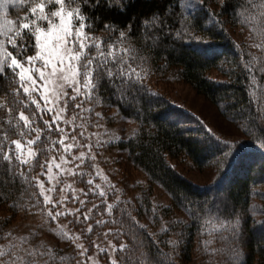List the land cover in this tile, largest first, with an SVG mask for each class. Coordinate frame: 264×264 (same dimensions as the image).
I'll return each mask as SVG.
<instances>
[{
	"label": "trees",
	"instance_id": "trees-1",
	"mask_svg": "<svg viewBox=\"0 0 264 264\" xmlns=\"http://www.w3.org/2000/svg\"><path fill=\"white\" fill-rule=\"evenodd\" d=\"M181 2L127 0L123 11L119 6L108 7L105 0L95 8L81 5L86 23H92L95 35L103 39L115 36L103 30L105 22L119 28L131 25L126 34L145 69L143 88L147 91H131L128 101L124 102L103 83L98 93L100 102L93 103L92 109L93 112L100 109L101 114V111H115L114 116L102 114L106 125L121 116L138 126L128 140L112 143L106 140L102 147L119 153L112 162L123 174V182L135 170L142 171L148 179L147 184H138L141 192L138 197L133 193L135 185L128 184L115 193L106 187L107 202H120L111 217L105 211L103 198L89 193L90 201L99 205V212L103 214L95 210L91 213L87 224L92 225L93 233L85 235L81 231V243L90 255L92 241L104 237L103 233L109 229L112 233L119 229L126 234L107 238L117 246L121 242L132 245L135 240L133 264H189L194 254L202 258V264H229L233 245L243 252L238 256L240 264H256L264 261V220L258 222L252 212L256 200L264 202V148L260 147L264 141V82L261 80L264 52L255 44L264 37L252 31L253 23L246 18L254 17L253 22L258 24L264 0H201L200 9L193 14L187 13ZM154 14L159 19L151 23ZM146 18L150 21L148 26L142 23ZM253 57L255 62L249 71L245 65ZM172 82L191 86L217 105L223 116L241 128L246 145L234 144L206 129L200 119L156 88V85L168 88L166 85ZM45 119L51 117L46 114ZM94 129L95 124L91 130ZM53 138L58 139L59 134L54 132ZM62 152L54 151L52 155ZM178 163L194 170L211 167L215 171L214 181L206 186L197 185L181 173ZM36 171L39 173L41 169ZM155 185L169 195L168 205H154ZM38 191L23 181L0 190V243L1 236L18 221L37 214L45 218L46 212H41V206L36 204L34 194ZM128 211L138 224L129 219ZM112 219L124 221L123 227L95 223ZM47 223L56 227L49 218ZM81 226L85 227L83 223ZM259 228L261 233L257 232ZM130 232L135 235H128ZM52 250L55 260L50 264H77L85 259L78 255L79 250L73 244ZM113 253L119 259L121 253ZM104 255L109 264L107 253ZM124 255L127 258L128 253ZM61 256L65 259L61 260Z\"/></svg>",
	"mask_w": 264,
	"mask_h": 264
},
{
	"label": "snow or ice",
	"instance_id": "snow-or-ice-1",
	"mask_svg": "<svg viewBox=\"0 0 264 264\" xmlns=\"http://www.w3.org/2000/svg\"><path fill=\"white\" fill-rule=\"evenodd\" d=\"M101 0H0V190L5 186L23 181L29 187L38 188L34 195L36 204L40 205V211L46 212L52 221H58L60 217L72 215L76 223H83L81 229L85 235L93 233L92 225L87 224L91 219V213L95 210L98 214L100 206L85 201L75 196L80 207L74 211L65 206L67 197H59L53 201L48 193L55 191V185L45 188V181L40 180V176H46L47 182L51 183L57 178L53 169L59 170V174L67 173L72 176H79L87 185L88 192L80 191L84 196L91 193L93 196L103 198L105 211L111 217L113 209L117 204L108 203V191L96 183V178L105 182L106 187L115 192H119L116 186L109 181V177L103 173L99 165L93 163L97 157L92 153L91 143L80 144L76 136H72L73 143H65L69 138V133L61 127V123L72 124V131L77 125L74 121L80 113H88L89 116L101 117V114L93 113V109L84 107L85 102L99 103L98 95L101 85L107 83L113 89L118 100L127 102L131 91H147L143 88V81L146 78L145 69L141 66L137 50L129 43V36L126 30L131 25L119 28L114 23L105 22L104 31L115 33L110 39H103L95 35L92 23H86V17L82 13L81 5L92 8L99 7ZM108 7L119 6L120 10H125L127 0H105ZM28 5L30 12L22 18L10 19L9 5ZM264 9V3L260 5ZM159 19L158 15H153L151 23ZM248 22L253 23L252 31L258 37H264V11L260 13L258 24L253 22L254 17H247ZM144 26L150 24L149 19H145ZM261 52H264V39L255 44ZM255 62V57L245 65L251 71L250 65ZM264 71V63L261 64ZM264 82V77L261 78ZM71 90V92L68 91ZM79 102H77V99ZM75 113L70 119L65 120V114L69 103ZM79 109V112L76 110ZM51 119H45V115ZM81 119H88V116H80ZM78 127H84L83 124ZM58 133L59 138H53V133ZM79 136L83 137L81 131ZM59 145V148H57ZM100 146L97 140L95 145ZM260 147L264 148V141ZM86 148L87 152L80 151L73 155L74 149ZM63 151L65 155H52L55 151ZM71 157L69 160L67 157ZM79 161V163H74ZM87 161L88 166L94 170L92 172H77ZM69 163H74L73 168L63 167ZM37 169H41L37 173ZM71 189V185L64 182L65 189ZM75 193V189H71ZM86 203H92V208L81 211ZM48 205H52L51 208ZM63 207L61 211L57 206ZM120 211L124 213V209ZM79 213L80 215H76ZM126 215L136 224V217L128 211ZM81 216L83 220H81ZM72 223V221H69ZM96 225L105 226L117 224L122 228L124 221L112 219L109 221L96 220ZM131 227V226H130ZM143 228V225H139ZM224 227V225H222ZM66 226H59L57 234L59 237L71 242L79 250L78 255L85 257L77 264H99L89 249L83 243L77 244L81 240L80 234H70ZM167 231V228H162ZM126 233L119 229L112 233L111 229L104 232L105 239L109 235L119 238ZM134 236V232L127 233ZM11 237V233L8 234ZM22 244L28 243L23 240ZM92 246L99 253H107L109 264H133L131 254L136 250L133 244L121 242L119 246L108 241L109 248L101 247L92 241ZM175 243V242H172ZM16 245L12 244L6 249L0 248V261L6 264H50L55 260L53 250L43 245L35 248L23 249L16 254ZM113 252L121 253L119 259L113 258ZM128 253L127 258L125 253ZM26 257V259H25ZM61 260L65 257L61 256Z\"/></svg>",
	"mask_w": 264,
	"mask_h": 264
},
{
	"label": "rangeland",
	"instance_id": "rangeland-1",
	"mask_svg": "<svg viewBox=\"0 0 264 264\" xmlns=\"http://www.w3.org/2000/svg\"><path fill=\"white\" fill-rule=\"evenodd\" d=\"M181 3L186 12L190 14L197 12L201 6V0H182ZM25 15L30 16L27 4L17 6L9 5L8 18L17 19L18 17L22 18ZM232 32L237 34L234 29L232 30ZM163 86L156 85V88L166 94L175 104L182 106L188 112H191L193 115H195L197 119H200L201 123H203L206 129L229 139L234 144L246 145L245 136L241 128L235 123L231 122L227 117L223 116L221 113V109L217 105L211 103L206 97L199 94L191 86L173 82L166 85L168 88H166L165 86L164 88H162ZM68 91L71 92L70 89H68ZM79 99L80 98L77 99V102H79ZM94 105L95 104L93 103L85 102L84 107L92 109L93 107H95ZM68 110L70 112H68ZM68 110L65 114V120L70 119L71 116L75 114L73 112L71 102L68 105ZM98 110L99 111H94L93 113H100V109ZM76 112H79V109H77ZM101 112H103L102 114L106 116H108L107 114L113 116L115 115L114 110ZM102 114L101 117H89L88 113H80V116H88L89 118L81 119L80 116H78L77 120L74 121V124L77 125L75 131H72V124L61 123V127H64L65 131L69 133L70 136L68 140H66V143H73L71 139L72 136H76L80 144L91 143L93 145L92 153H95L97 157V159L93 163L99 165V168L103 169V173L109 177V181L114 184L117 189H122L123 186H128V184L130 186L135 185L133 193L136 195V197H138L141 193L138 188V184H147L145 182L146 180H148L147 176L142 171L135 170L132 172L131 178L127 177L126 181L123 182V174L118 172V169H116V167L114 166V161L112 162V159H116L119 153L112 148H107L108 150H105L103 148L104 146L102 147L103 142H106V140L111 141V143L118 140H128L136 133L138 126L130 121H127L121 116L115 117V122L113 124L106 125V123L102 121L104 120ZM81 124L84 125L83 129L78 127V125ZM94 124L95 129L91 130L92 125ZM81 131L84 132L83 137L79 136V133ZM97 140L100 141L99 147L95 146ZM80 151L87 152V149H74L73 155L78 154ZM60 155H65V153L62 152L61 154H59L57 156V159H59ZM67 158L71 160L70 156ZM74 163H79V161H75ZM74 163H69L67 165H64L63 167L73 168ZM107 165H109L108 169ZM177 168L181 171L182 174H184L195 184L200 186L211 184L215 178V171L211 167L204 168L202 170H194L190 166L178 163ZM76 171L92 172L94 174V170L88 166L87 161L84 165L81 166V168L76 169ZM53 172L54 174H56L57 178L54 179L51 183L47 182L46 176H42V179H40L42 181H45L46 189L51 188L52 185H55V191L48 193L52 196L53 201H56L59 197H67V201L64 207L73 211L76 208L80 207L79 201L74 199L75 196H78L80 197V199H83L85 201H90L89 194L88 196H84L80 191L81 189H83L84 192H88L89 186H87L79 176H72L68 175L67 173L61 175L59 174V170L55 168L53 169ZM65 181L67 182V184L71 185V189L76 190L75 193H73L71 189L67 188L64 191H61V188L64 187ZM95 182L100 184L102 188L106 189L105 182H103L100 178H96ZM262 192H264V188ZM152 200L154 205L157 207L168 205L171 201L169 195L166 194L158 185H155ZM254 205L255 208L252 209L253 216L258 222H261L264 220V211L262 208L264 207V202L256 200L254 202ZM48 207L51 208L52 205H48ZM57 207L60 208L61 211L64 210V208L60 207L59 205ZM84 208H92V203H86ZM42 215L43 214H37L36 216L27 217L10 226L8 233L4 234V237L1 236L3 241L0 243V248L6 249L10 245L15 244L17 246L15 250L16 254H19L22 248L30 249L35 248L39 245H43L46 248L50 247L52 249L54 247H65L66 244H72L71 242L58 236L57 231L59 229V226H66L65 230H67L70 234L82 235L81 229L84 228V226H81L82 223H76L74 216L69 215L66 217H60L58 218V220L62 221H53L55 222L56 227H51L47 223L49 218L47 214H44L45 218H43ZM76 215L80 214L77 213ZM69 221H72V223H69ZM257 232L261 233L262 228H259ZM9 233H11V237L8 236ZM23 240H27L28 243L22 244L21 242ZM108 241L111 240L101 237L97 239L95 243L101 245V247L109 248V251H112L109 247ZM76 243H81V240L76 241ZM111 243L113 244V241H111ZM242 253L243 252H239L236 249L235 245H233L229 255L231 258L229 264H240L238 256ZM103 254L104 253L97 254V250L94 247L92 248V251L90 253V255H92L94 259L99 262V264H107L106 256L104 255V258ZM112 256L114 258V253L112 254ZM207 261H211V259L206 260L205 262ZM0 264H6V262L0 261ZM21 264H23V261L21 262ZM89 264H91V262H89ZM189 264H202V258L196 257V255L194 254V257ZM219 264L225 263L220 262ZM256 264H264V261H257Z\"/></svg>",
	"mask_w": 264,
	"mask_h": 264
}]
</instances>
